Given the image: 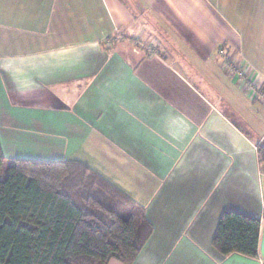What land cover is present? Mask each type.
Listing matches in <instances>:
<instances>
[{
  "label": "crops",
  "instance_id": "crops-1",
  "mask_svg": "<svg viewBox=\"0 0 264 264\" xmlns=\"http://www.w3.org/2000/svg\"><path fill=\"white\" fill-rule=\"evenodd\" d=\"M230 2L0 0L6 158L82 161L144 206L133 264H264V103L220 53L264 86V40L246 47ZM227 207L260 219L257 258L212 245Z\"/></svg>",
  "mask_w": 264,
  "mask_h": 264
},
{
  "label": "trees",
  "instance_id": "trees-1",
  "mask_svg": "<svg viewBox=\"0 0 264 264\" xmlns=\"http://www.w3.org/2000/svg\"><path fill=\"white\" fill-rule=\"evenodd\" d=\"M7 160L0 142V264L136 261L154 231L144 206L82 161L11 159L2 178ZM260 231V219L227 207L212 245L257 258Z\"/></svg>",
  "mask_w": 264,
  "mask_h": 264
},
{
  "label": "built area",
  "instance_id": "built-area-1",
  "mask_svg": "<svg viewBox=\"0 0 264 264\" xmlns=\"http://www.w3.org/2000/svg\"><path fill=\"white\" fill-rule=\"evenodd\" d=\"M124 36L117 34L116 39H123ZM112 40L108 39V43ZM142 43L140 40H136ZM223 55V68L234 80H237L243 90L252 97L259 99L264 103V88L259 78L258 71L244 58H238L227 49H220Z\"/></svg>",
  "mask_w": 264,
  "mask_h": 264
},
{
  "label": "rangeland",
  "instance_id": "rangeland-1",
  "mask_svg": "<svg viewBox=\"0 0 264 264\" xmlns=\"http://www.w3.org/2000/svg\"><path fill=\"white\" fill-rule=\"evenodd\" d=\"M231 1V0H230ZM240 2L234 1L230 2V8L236 11L239 6L240 16L243 18L244 22L247 24L244 26L240 25V28L248 29L249 27L253 30V35L248 32H244V40L246 47L251 46L255 42V36L257 38V42L261 43L264 40V0H239ZM233 4V5H232ZM244 29V31H245ZM256 30V31H255ZM122 34V33H121ZM264 48V43L261 44V47ZM11 161L7 160L4 164L1 177L5 178L6 170L10 165Z\"/></svg>",
  "mask_w": 264,
  "mask_h": 264
}]
</instances>
